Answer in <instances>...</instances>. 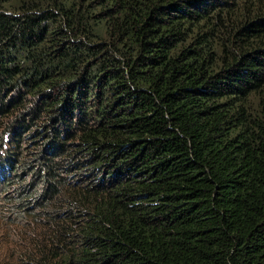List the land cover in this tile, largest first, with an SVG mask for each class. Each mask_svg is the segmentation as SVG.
I'll return each mask as SVG.
<instances>
[{
    "label": "trees",
    "instance_id": "16d2710c",
    "mask_svg": "<svg viewBox=\"0 0 264 264\" xmlns=\"http://www.w3.org/2000/svg\"><path fill=\"white\" fill-rule=\"evenodd\" d=\"M0 200V264H264V0H0Z\"/></svg>",
    "mask_w": 264,
    "mask_h": 264
},
{
    "label": "rangeland",
    "instance_id": "374dc122",
    "mask_svg": "<svg viewBox=\"0 0 264 264\" xmlns=\"http://www.w3.org/2000/svg\"><path fill=\"white\" fill-rule=\"evenodd\" d=\"M2 202H4V200H0V254L3 256L11 248L12 243L10 242L14 240L12 235L8 238V233L12 232L11 229L14 228V226L11 222H7V214L4 212V207L7 205L2 204ZM12 261H15V259Z\"/></svg>",
    "mask_w": 264,
    "mask_h": 264
}]
</instances>
